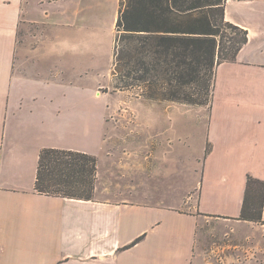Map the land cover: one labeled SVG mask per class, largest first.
<instances>
[{
	"label": "crops",
	"instance_id": "1",
	"mask_svg": "<svg viewBox=\"0 0 264 264\" xmlns=\"http://www.w3.org/2000/svg\"><path fill=\"white\" fill-rule=\"evenodd\" d=\"M226 1L249 40L217 68L198 203L184 212L35 191L43 149L101 155L105 121L78 87L95 57L79 63L109 31L114 43L121 0H0V264H264V209L261 223L240 220L248 176L264 182V0ZM24 24L29 74L15 72Z\"/></svg>",
	"mask_w": 264,
	"mask_h": 264
},
{
	"label": "trees",
	"instance_id": "2",
	"mask_svg": "<svg viewBox=\"0 0 264 264\" xmlns=\"http://www.w3.org/2000/svg\"><path fill=\"white\" fill-rule=\"evenodd\" d=\"M226 0H121L114 78L154 101L212 104L217 68L237 59L248 32L226 20ZM97 157L56 148L39 156L35 191L92 200ZM264 182L248 176L240 220L263 222Z\"/></svg>",
	"mask_w": 264,
	"mask_h": 264
},
{
	"label": "rangeland",
	"instance_id": "3",
	"mask_svg": "<svg viewBox=\"0 0 264 264\" xmlns=\"http://www.w3.org/2000/svg\"><path fill=\"white\" fill-rule=\"evenodd\" d=\"M30 32L35 35V27L22 25L17 48L18 69H15L19 74L30 73ZM101 36V43L106 37L102 48L88 51V56L79 63L86 70L88 62L95 57L89 71L95 75V80L90 87L87 81L78 83L85 93L79 101L86 109L99 111L105 121L102 152L96 156L97 175L92 198L146 202L193 211L203 181V161L199 154L212 104L192 107L154 101L144 96V86L118 89L114 78L117 31L114 43L111 31ZM67 58L71 63L70 57ZM73 77L69 72L66 84H71ZM21 146L23 148L24 143ZM32 162L24 165L27 182ZM157 166H161L159 171Z\"/></svg>",
	"mask_w": 264,
	"mask_h": 264
}]
</instances>
